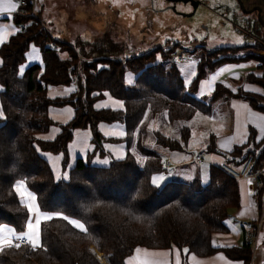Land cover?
Here are the masks:
<instances>
[{"label": "trees", "instance_id": "trees-1", "mask_svg": "<svg viewBox=\"0 0 264 264\" xmlns=\"http://www.w3.org/2000/svg\"><path fill=\"white\" fill-rule=\"evenodd\" d=\"M19 9L12 16L17 30L0 44V108L5 113L0 120V225L24 231L29 213L13 190L15 181L24 179L41 210L79 219L87 232L57 217L42 221L41 246L35 251L28 244L19 249L6 247L0 251V264H101L90 244L106 254L109 264H126L125 258L137 246H175L201 256L221 249L230 258L249 264L252 251L245 242L221 247L211 244L213 233L227 229L224 220L229 210L240 204L238 180L208 162L205 181L196 173L190 180L172 178L162 181L161 189L155 188L152 177L165 174L167 163L159 150L146 147V131L141 125L148 114H161L171 124L182 122L176 125L177 136L152 129L159 148L182 151L190 138L185 122L196 112L209 115L217 101L237 97L264 111V94L241 88L231 91L220 82L209 95H196L199 81L212 70L222 63L243 61L246 55H233L231 47L203 48L195 76L186 84L178 63L171 59L179 43L127 56L114 53L118 46L114 43V48L105 54L101 50L93 61H80L79 55L85 54L82 41L71 45L49 35L33 13L31 0H25ZM257 31L260 36V28ZM97 42L109 46L102 39ZM30 44L38 47L41 62L30 64L20 74L19 65ZM261 45L264 49V39ZM248 55L263 68L264 54ZM126 71L134 74L130 84L125 83ZM254 76L247 73L245 78L264 88V70L260 77ZM58 85L75 90L65 96H48L47 88ZM104 92L122 100L124 107L95 108L94 102ZM50 105H69L73 116L58 123L48 114ZM101 121L122 124L124 135L104 136L98 130ZM53 125L58 132L52 139L38 136ZM81 128L90 130L93 149L67 167L68 144L74 130ZM252 130L244 143L229 152L218 151L212 136L205 150L221 153L236 165L251 154L252 168L264 169V136L257 141ZM106 141L123 142L125 159L110 158L109 165L92 163L95 154H106ZM42 152L62 155L61 165L70 174L69 181L55 179ZM13 163L15 167L10 168Z\"/></svg>", "mask_w": 264, "mask_h": 264}, {"label": "rangeland", "instance_id": "rangeland-1", "mask_svg": "<svg viewBox=\"0 0 264 264\" xmlns=\"http://www.w3.org/2000/svg\"><path fill=\"white\" fill-rule=\"evenodd\" d=\"M33 13L40 17V22L44 24V27L51 34L52 37L65 40L67 43L74 45L76 42L82 44V49L85 54L79 55L80 61H93L97 57L101 56L99 52L105 54L114 48V43L118 45L114 49V53H119L122 55L137 54L138 52L145 51L147 49H157L163 46L165 43L171 42L170 38L159 39V36H175L177 39L176 43L189 44L196 43L194 51L191 53L192 61L199 62L201 59L202 49H214V48H227L231 47L233 55H241L246 58L243 61H255L257 62V67L260 68L259 62L253 56L248 54H264V49H261L262 41L259 38V33L256 32L254 27L247 26L251 32L255 33L252 37L251 34L246 32L247 29L240 23H233L228 18V12L225 11L224 4H230L232 0H207V3L198 6L197 12L192 15L185 17H178L176 19L168 15L167 11L162 13L157 12V7L163 6V2H156L153 6H149L148 0H31ZM262 18L264 19V0ZM207 12V14H206ZM213 12V14H212ZM213 15V16H212ZM212 18V19H211ZM11 19V18H9ZM254 29V30H253ZM249 33V34H248ZM239 37L243 42L236 43L235 39ZM260 37H262L260 35ZM256 38V39H255ZM102 39L104 42H108L109 46L97 42V40ZM96 40V44H91V42ZM260 40V41H259ZM204 43V46L198 45ZM260 43V44H258ZM94 45V46H93ZM179 45V44H177ZM102 47V48H100ZM32 49V47L30 48ZM28 49L27 53L31 51ZM36 52L38 53L37 49ZM105 52V53H103ZM26 53V54H27ZM113 53V54H114ZM250 58V59H248ZM187 65L183 73L182 66ZM264 70V65H262ZM178 68L183 77H186L187 72H192L194 66L190 65L188 62L178 63ZM254 75V74H253ZM262 75V74H261ZM254 76V77H260ZM134 74L132 72L126 71L125 73V83L130 84L133 80ZM249 79H254L248 77ZM246 81H248L245 78ZM186 81V79H185ZM253 82V81H249ZM256 83V82H253ZM63 90L71 89V87L61 86ZM52 89H58L57 86H53ZM236 91V90H234ZM196 95L199 96L198 91ZM49 114L51 117L58 122H66L63 120L62 111L63 107H58L55 105H50ZM182 122L173 123L166 121L163 115H157L156 117H151V115L145 116L142 122V126L145 127V137L144 143L146 147L150 149L159 150L165 157L163 152L167 150L159 148L154 141L152 129L158 128L166 132L171 136H177L176 125H181ZM189 126L194 123L196 124L197 131L199 134L193 139V143L200 141L199 139L205 135V132H201L207 127V118L200 112L194 113L191 119L185 122ZM83 129V128H81ZM83 131V130H81ZM195 131V129H194ZM47 134V137L51 135ZM83 133V132H81ZM114 135H117V131L114 130ZM73 148L70 149L68 153L71 155L79 154V149H83V143L81 141L72 142ZM88 142L86 143V147ZM191 143H189L183 150V154H186V148H188ZM107 148L105 156L110 160V158H116L115 152L120 149L119 143L107 142L103 148ZM104 148V149H105ZM114 148V151H113ZM221 152H226L218 150ZM211 152H205V159L207 160V155ZM225 160V159H224ZM227 161V160H226ZM50 165L54 171L55 166L53 164L54 160L49 158ZM94 162V161H93ZM169 164V163H168ZM191 168L195 167L196 172L202 181L207 179V163L197 164L192 162ZM177 166L171 165V170L175 171ZM63 173H61V176ZM164 175L165 180L172 178H179L173 174H161ZM240 182V181H239ZM257 199L261 202L264 194V189H257ZM44 211V210H42ZM48 212V211H45ZM30 215V214H29ZM262 217V218H261ZM29 219V217H28ZM27 219V221H28ZM259 219L264 221V214L260 216ZM26 221V222H27ZM258 221V220H257ZM254 221V223H257ZM253 223V224H254ZM259 228L257 236L255 230H253L256 236V251L257 254L254 262L252 264H264V224ZM27 224V223H26ZM26 231V226L25 229ZM250 247V246H249ZM90 250L96 255L101 264H109L106 254H103L99 249L95 248L92 244L89 246ZM184 249V248H183ZM186 249H184L185 251ZM252 250V248H251ZM260 250V251H259ZM261 257V259H259ZM100 258V259H99ZM259 259V260H258Z\"/></svg>", "mask_w": 264, "mask_h": 264}, {"label": "crops", "instance_id": "crops-1", "mask_svg": "<svg viewBox=\"0 0 264 264\" xmlns=\"http://www.w3.org/2000/svg\"><path fill=\"white\" fill-rule=\"evenodd\" d=\"M13 2L17 4L16 0H13ZM14 12L5 11L3 13H0V29H2L0 30V36L3 37L2 41H0V44L4 42L11 33H14L17 30V27L14 24L11 17ZM166 37L167 36L161 35L159 36V39L161 40ZM31 47L32 49H30ZM29 49L31 51H29L28 53L26 52L27 54L24 62L19 65L20 74L30 64L41 62L38 47H36L33 44H30ZM33 49H35V51H33ZM36 49L38 53L36 52ZM187 62L190 65L194 66V69L192 68L191 74L190 72H187L186 77L184 78L186 79L187 83H189L195 76L197 62L194 61L195 63H192L193 62L192 60ZM0 63H1V59H0ZM241 65H243V67H240ZM256 65L257 62L253 60L222 63L214 70H212L206 77H204L199 81L198 90H197L199 96L209 95L214 89V86L217 82H220L222 85H224L231 91L241 88L251 93L263 95L264 88L262 85L245 80V76L247 73H251L256 76L262 74L263 70L261 68H258ZM186 66L187 65L182 66L183 73L185 71ZM21 69L23 71H21ZM221 69H225V70L221 72L220 75L217 76L216 80L212 81L211 77L216 75L218 72H220ZM183 73L181 74L183 75ZM57 87L58 89H52L53 86H49L47 88L48 96L50 97L65 96L71 92V89L68 90L61 89L63 87H61L60 85H58ZM105 93L107 92H104L103 97L94 102V107L104 108V107H97V105L108 103L110 105L109 108H119V106L111 104L109 97H111L113 100H119L121 102L122 100L114 98L109 93L105 95ZM58 107H63L64 110L62 111V115L64 117L62 121H66V122L69 121L74 113L72 107L69 105L58 106ZM48 114H49V108H48ZM49 116L51 117L50 114ZM205 116L207 118L208 125L207 127L204 128V130L201 131L203 133L205 132V135H203L202 138L199 139L200 141L193 143L192 140L196 138V135L199 134V131H197V128L195 126L196 124L192 123L189 126L190 138L187 145L189 143H191L192 145H190L188 148L185 149L186 154H183V150L187 145L183 148L182 151L163 152L167 163V170L166 172H164L165 174L167 173L173 174L176 175L177 177L181 176L179 177L181 179H187L188 176L192 177L196 172L195 167L191 168L192 166L191 164L193 162L192 153L201 151L205 154V152H207L205 150L206 145L209 137L211 136L214 140V145L216 149L226 152L231 151L236 145H240L244 143L248 138L249 131L251 128L253 129L252 131L255 140L258 141L262 139L264 136V133H261L260 131V127L264 126V119H259V117H264V111L253 108L247 101L241 98L230 97L217 101L211 106V111L209 115H205ZM58 123H65V122H58ZM98 130L104 136H120L119 135L120 132L124 133L123 125L118 122L101 121L98 123ZM114 130L117 131V135H114ZM49 131H51L50 132L51 135L47 137ZM57 132H58V126L53 125L49 128L47 132L40 133L38 136L42 139H52ZM90 138H91V133L88 128L74 130L73 139L68 144V151L69 148L70 149L73 148L72 142L75 141H81L83 143V149L82 150L79 149V154H75V155L72 154L71 157L70 154L68 153L69 161L67 167L71 166L77 157L84 158L86 154L93 149V145L90 142ZM87 142L88 145L86 147ZM105 144L107 145V141L103 143V146ZM119 144H120V149L117 152L124 155L125 145L123 142H120ZM105 150L108 151L107 148H105ZM42 155L48 160V162H49V158H52L54 160L53 164L55 166L56 171L53 170V172L55 176L57 172H59L60 174L67 172V169L65 168L63 169L61 165V158H62L61 154L42 152ZM206 158L207 161L210 160L214 162H220L221 160L225 159L224 155L218 152H211L209 155H207ZM103 159H108V158L105 155L101 156L95 154L91 161L92 163H94L93 161H98ZM95 164H99V163H95ZM171 165L177 166V169L169 173L171 170ZM260 170L264 171V169H260ZM237 180L239 184L240 204L237 208L229 210V215L224 220L227 229L223 232H215L211 235V244L214 247L241 245L243 243L244 227L251 222L259 220L260 216L264 214V194L260 204H258V200L256 197L257 191L253 188L252 184L249 183V180L246 178H240ZM50 213H54V212H50ZM263 224L264 221L262 225ZM0 227L14 229L12 226L5 223L1 224ZM3 234H7V233L5 232ZM137 248L141 249L139 253L136 252ZM251 251H252V257L249 264H252L257 256V254H255L256 245L255 248L252 249ZM193 257H195V262L193 261ZM221 257L223 259H221ZM177 259H179V264H245L244 261L240 258H230L221 249H218L208 255L201 256L193 252L184 251L183 248H178L175 246H172L170 248H146L143 246H137L134 248L133 252L125 258V263L126 264H177ZM259 259H261V257Z\"/></svg>", "mask_w": 264, "mask_h": 264}, {"label": "snow or ice", "instance_id": "snow-or-ice-1", "mask_svg": "<svg viewBox=\"0 0 264 264\" xmlns=\"http://www.w3.org/2000/svg\"><path fill=\"white\" fill-rule=\"evenodd\" d=\"M18 5L13 2V0H0V13H3L5 11L7 12H14L17 9ZM2 30V29H0ZM3 37L0 36V41H2ZM236 43H242L243 41L237 37L235 39ZM35 51V49H33ZM38 58V57H37ZM192 63H195L194 61ZM240 67H243L241 65ZM225 69H221L220 72H218L216 75L211 77V80H216L217 76L220 75L221 72H223ZM21 71H23L21 69ZM187 84V81H186ZM2 90V89H0ZM75 89H71V91H74ZM107 95V93H105ZM109 100L111 101V104L119 106V108H123L124 105L119 100H113L111 97H109ZM110 105L108 103L97 105V107H109ZM5 118V113L2 108H0V120H3ZM259 119H264V117H259ZM261 133H264V126L260 127ZM120 136H123L124 133L120 132ZM235 139V138H233ZM39 151V149H37ZM133 154H135L133 152ZM115 157L117 160H123L125 159L124 155L120 154L119 152L115 153ZM223 161H221L222 163ZM94 163H99L102 165H109L110 161L109 159H103L94 161ZM56 180H63V181H69L70 174L68 172H64L63 175L59 172L56 173L55 176ZM187 179H191V176H188ZM165 180L164 175H155L152 177V184L157 189L162 188L161 182ZM250 183V181H249ZM13 190L16 193V195L20 199V203L27 209V212L29 215V220L26 224V231L17 233L12 228H4L0 227V251H3L4 248H16L19 249L21 247V243L19 242H25L28 245L31 246L32 250L35 251L37 248L41 246V222L42 221H50L53 219V217H57L61 220L67 221L68 224L72 225L74 228L78 229L80 232L85 233L87 232L86 225L82 223L79 219L70 218L68 215L62 214L60 212L50 213L42 211L41 208L37 204V196L34 194L33 191L29 190V188L26 186L24 179H17L13 185ZM135 199V197H133ZM90 210V209H89ZM7 234H3V233ZM90 238V237H89ZM14 241H19L17 243H14ZM141 249L137 248L136 252L139 253ZM187 251V250H185ZM221 259H223L221 257ZM193 261L195 262V257H193ZM177 264H179V259H177Z\"/></svg>", "mask_w": 264, "mask_h": 264}, {"label": "built area", "instance_id": "built-area-1", "mask_svg": "<svg viewBox=\"0 0 264 264\" xmlns=\"http://www.w3.org/2000/svg\"><path fill=\"white\" fill-rule=\"evenodd\" d=\"M25 3V0H17V9L19 11V7ZM197 44L196 43H191L189 44H184V43H179V45L175 48V50L172 53V61L176 63H185L187 61H191V53L194 51V48ZM200 46V44L198 43ZM204 153L201 151L198 152H193L192 153V161L196 162L198 164H203L206 162L212 163V164H217L220 169L231 175L232 177L236 179L240 178H246L250 181L252 184L253 188L255 190L263 188L264 189V171L260 169H253L252 164H253V157L251 154L247 155L239 164H234L232 161H226V160H221L223 161L220 162H214L210 160H206L204 157ZM262 218V217H261ZM262 219H259L257 223L251 224L249 223L244 227L243 230V242L248 244L250 248L254 249L256 245V236L257 232L259 231V228L261 226ZM255 230V234L253 233V230ZM19 241H14V243H17ZM21 245H25L27 243L25 242H19Z\"/></svg>", "mask_w": 264, "mask_h": 264}, {"label": "flooded vegetation", "instance_id": "flooded-vegetation-1", "mask_svg": "<svg viewBox=\"0 0 264 264\" xmlns=\"http://www.w3.org/2000/svg\"><path fill=\"white\" fill-rule=\"evenodd\" d=\"M161 1L163 2V6L160 8L157 7L156 9L157 12L162 13L163 11H167L168 15L174 19L178 17L189 16L190 14L194 15L198 10V6L207 3V0H161ZM161 1L156 0V2L158 3L159 2L161 3ZM154 3L155 0H148L149 6H153ZM224 7H225V11L228 12V18L231 22L240 23V25L244 26L245 29H247V26H250L252 28L254 27L257 33H259L257 31V29L259 28H260V32L262 31V27L257 19L258 7H260V15H262V10H263L262 0H232L231 5L225 3ZM248 9H253V10L251 12H247ZM248 31L252 37L255 35V33L251 32L250 29L246 30V32ZM166 38H170L173 40H171V42L165 43L163 46L165 45L172 46L177 42L175 41L177 39L175 36H167ZM260 40L263 42L262 37L260 38ZM200 45L204 46V43H201Z\"/></svg>", "mask_w": 264, "mask_h": 264}, {"label": "water", "instance_id": "water-1", "mask_svg": "<svg viewBox=\"0 0 264 264\" xmlns=\"http://www.w3.org/2000/svg\"><path fill=\"white\" fill-rule=\"evenodd\" d=\"M253 9H248L247 12H251ZM257 19L262 27L261 36L264 39V19L260 15V7L257 8Z\"/></svg>", "mask_w": 264, "mask_h": 264}, {"label": "clouds", "instance_id": "clouds-1", "mask_svg": "<svg viewBox=\"0 0 264 264\" xmlns=\"http://www.w3.org/2000/svg\"><path fill=\"white\" fill-rule=\"evenodd\" d=\"M16 158H19V153H16ZM10 168H14L15 167V163H13V164H10V166H9Z\"/></svg>", "mask_w": 264, "mask_h": 264}, {"label": "bare ground", "instance_id": "bare-ground-1", "mask_svg": "<svg viewBox=\"0 0 264 264\" xmlns=\"http://www.w3.org/2000/svg\"><path fill=\"white\" fill-rule=\"evenodd\" d=\"M16 2H17V0H16ZM19 11H20V9H19ZM19 11H18V10H17V11L15 10V12H14L13 14L18 13ZM13 14H12V16H13ZM12 16H11V17H12ZM96 255L98 256V255H100V253H96ZM100 256H101V255H100ZM101 257H102V256H101ZM99 259H100V258H99Z\"/></svg>", "mask_w": 264, "mask_h": 264}]
</instances>
